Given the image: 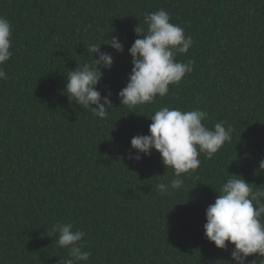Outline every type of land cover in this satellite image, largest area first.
<instances>
[{
	"label": "trees",
	"instance_id": "16d2710c",
	"mask_svg": "<svg viewBox=\"0 0 264 264\" xmlns=\"http://www.w3.org/2000/svg\"><path fill=\"white\" fill-rule=\"evenodd\" d=\"M159 9L192 37L177 59L193 70L150 104L120 106L134 29ZM0 17L12 25L13 53L0 66V264H63L67 250L47 236L57 222L85 232L90 256L78 264H232V245L205 238L204 213L230 174L264 189V0H0ZM111 36L123 52L103 44ZM92 43L114 58L97 85L113 105L103 120L64 89L68 72L91 64ZM163 106L233 128L169 195L156 190L174 178L156 150L128 159L131 138Z\"/></svg>",
	"mask_w": 264,
	"mask_h": 264
},
{
	"label": "clouds",
	"instance_id": "9594fccd",
	"mask_svg": "<svg viewBox=\"0 0 264 264\" xmlns=\"http://www.w3.org/2000/svg\"><path fill=\"white\" fill-rule=\"evenodd\" d=\"M146 27L136 26L137 38L128 48L131 57V70L126 85L117 97L120 106L133 108L137 105L150 104L157 96H165L169 85L178 84L187 73L193 70V62L177 59L188 52L193 44L191 36L185 35L184 29L171 22L165 9L146 12L143 16ZM90 27V26H89ZM144 35L142 38L140 34ZM102 43L87 46L91 55V64L77 67L67 73L66 95L69 102H75L84 109H90L101 120L108 116V109L113 107L110 93L102 95L97 85L102 78V69H108L113 63V56L101 50ZM108 44L116 52L124 51L123 44L116 36L107 38ZM12 25L9 20L0 17V66L13 55ZM93 54L96 58H93ZM7 73L0 67V80H6ZM148 133L135 135L130 140L128 159L139 161L141 153L149 156L156 150L165 168L173 169V179L156 184L161 195H169L184 186V178L195 172L200 166V155L212 158L225 142L231 140L233 128L225 127L220 121L212 128L203 121L208 118L204 110L183 111L179 108L163 106L150 117ZM264 161L260 163L262 165ZM158 177L160 175H157ZM241 175L230 174L217 191L214 201L205 209L203 231L205 238L215 247L228 250L232 264H247V257L258 254L264 257V189L251 186ZM190 190V189H189ZM48 237L56 240L60 248L67 250L63 264L86 262L90 256L82 250L81 241L85 232L74 229L72 222H57L48 230Z\"/></svg>",
	"mask_w": 264,
	"mask_h": 264
}]
</instances>
